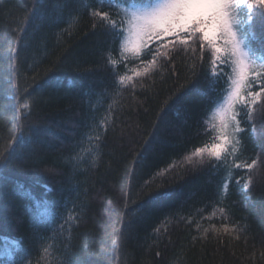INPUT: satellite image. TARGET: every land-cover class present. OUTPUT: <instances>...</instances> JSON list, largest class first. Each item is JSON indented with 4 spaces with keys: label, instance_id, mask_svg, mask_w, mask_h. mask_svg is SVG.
<instances>
[{
    "label": "trees",
    "instance_id": "obj_1",
    "mask_svg": "<svg viewBox=\"0 0 264 264\" xmlns=\"http://www.w3.org/2000/svg\"><path fill=\"white\" fill-rule=\"evenodd\" d=\"M98 7L99 0H0V151L11 136L24 137L0 181V264H264V167L245 189L249 173L233 166L226 198L215 201L216 173L162 172L200 145L197 122L216 95L209 81L194 82L190 58L180 56L175 73L159 69L134 92L117 93L107 60L121 75L142 66L93 29L89 13ZM241 19L258 49L261 22L249 29L246 13ZM254 56L261 59L259 51ZM22 102L27 119L18 131ZM106 116L107 138L95 150ZM255 124L254 132L242 124L237 163L264 149V116ZM125 192L131 201L117 247Z\"/></svg>",
    "mask_w": 264,
    "mask_h": 264
},
{
    "label": "snow or ice",
    "instance_id": "obj_2",
    "mask_svg": "<svg viewBox=\"0 0 264 264\" xmlns=\"http://www.w3.org/2000/svg\"><path fill=\"white\" fill-rule=\"evenodd\" d=\"M126 3L127 0H99V7L89 13L93 29L109 36L110 44L118 45L122 55L130 53L142 66V70L134 71L133 75H121L116 71L115 60H107L112 69L111 86L117 93L134 92L138 83L155 75L159 69L169 67L175 73V60L180 56L190 58L188 71L193 81L208 80L209 89L216 93L205 110V117L197 122V137L201 136V127L203 129L200 145L186 149L178 161L170 163L162 172L170 173L183 167L189 172L216 173L220 179L216 182L215 201L217 197L226 198L232 167H243L249 173L243 185L248 189L252 184L251 174L264 167V149L250 163L241 164L237 160L244 147L242 134L246 128L242 124H250L254 132L257 114L264 116V43L258 49L250 47L248 33L241 27L244 23L241 16L246 13L247 28H253L258 20L264 28V0H137L131 8L124 7ZM252 39H257L254 32ZM111 51L109 48L106 53ZM256 51L261 53L260 62L254 58ZM27 108L28 104L22 102L16 109L14 119L18 131L21 121L27 119L24 116ZM109 124L106 116L100 125L105 135L95 136V150L103 148ZM158 127V123L153 126L149 139L154 138ZM10 140L7 152L0 151V181L3 171L17 160L18 146L24 143L22 134L13 135ZM142 159V153H138L134 167H138ZM49 171L56 174L55 169ZM129 176L134 180L135 171L129 172ZM236 183L239 184V180ZM122 200L124 207L118 213L121 227L116 229L117 247L127 224L130 193L125 192ZM74 211L75 208L69 210L68 215ZM62 219L67 222V217Z\"/></svg>",
    "mask_w": 264,
    "mask_h": 264
},
{
    "label": "rangeland",
    "instance_id": "obj_3",
    "mask_svg": "<svg viewBox=\"0 0 264 264\" xmlns=\"http://www.w3.org/2000/svg\"><path fill=\"white\" fill-rule=\"evenodd\" d=\"M131 7H128V8H131ZM124 56L126 58L134 59L130 53H124ZM254 58L257 60V62H260V59L259 58L255 57V56H254Z\"/></svg>",
    "mask_w": 264,
    "mask_h": 264
}]
</instances>
